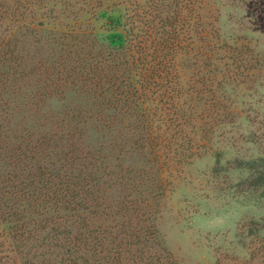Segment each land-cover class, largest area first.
Returning a JSON list of instances; mask_svg holds the SVG:
<instances>
[{"label":"trees","instance_id":"obj_1","mask_svg":"<svg viewBox=\"0 0 264 264\" xmlns=\"http://www.w3.org/2000/svg\"><path fill=\"white\" fill-rule=\"evenodd\" d=\"M254 5L264 21V0ZM213 33L203 0H0V264H171L151 254L149 180H128L141 200L110 203L118 182L90 134H109L118 149L128 132L155 157L189 159L182 141L205 132L193 112L202 100L192 107L181 91L177 58L201 63L192 90L207 98L242 60L219 73ZM67 93L82 106L49 110ZM257 162L247 169L263 188Z\"/></svg>","mask_w":264,"mask_h":264},{"label":"rangeland","instance_id":"obj_2","mask_svg":"<svg viewBox=\"0 0 264 264\" xmlns=\"http://www.w3.org/2000/svg\"><path fill=\"white\" fill-rule=\"evenodd\" d=\"M146 1L150 6L156 2ZM248 2L203 0L207 23L215 32L212 41L224 49L218 55L222 63L213 66L224 74L234 60L242 59L235 73L225 76L230 77L228 82L219 79L222 88L229 87L226 95L220 87L209 98L207 93L193 94L194 74L201 63L193 55L177 58L181 91L192 107L193 101L202 100L193 112L205 132L192 142L182 141L189 159L175 161L165 152L155 157L149 145L148 150L140 149L136 143L140 139L127 131L118 134V149L112 148L109 134H90L95 147L107 150L104 154L118 182L107 189L110 203L141 200L143 190L128 180H149L156 195L152 209L159 236L151 244V254L170 258L171 264H264V187L256 186L247 169L250 162L264 158V21L254 13L255 0ZM210 65L203 63V68ZM199 81L202 85L195 87L202 92L211 85ZM82 104L67 93L50 102L49 110L59 113ZM221 122L224 125L219 126ZM156 160L160 162L154 164Z\"/></svg>","mask_w":264,"mask_h":264}]
</instances>
